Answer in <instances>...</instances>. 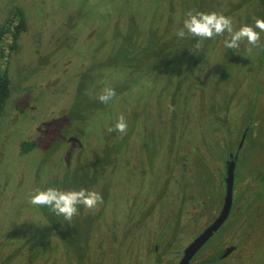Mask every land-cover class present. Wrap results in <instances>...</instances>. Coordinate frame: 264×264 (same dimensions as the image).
<instances>
[{"label":"rangeland","instance_id":"374dc122","mask_svg":"<svg viewBox=\"0 0 264 264\" xmlns=\"http://www.w3.org/2000/svg\"><path fill=\"white\" fill-rule=\"evenodd\" d=\"M189 10L222 13L238 30L264 19V0H0V26L18 13L26 24L4 55L0 264H155L157 245L172 256L192 227L194 174L200 215L210 216L222 157L244 125L228 224L246 216L233 232L253 231L245 263L264 264V33L251 53L246 42L227 49L225 36L179 39ZM105 87L117 93L108 104L98 99ZM120 115L126 134L109 133ZM105 151L113 162L96 173ZM48 187L95 190L103 204L80 206L69 223L28 202Z\"/></svg>","mask_w":264,"mask_h":264},{"label":"flooded vegetation","instance_id":"af4514ba","mask_svg":"<svg viewBox=\"0 0 264 264\" xmlns=\"http://www.w3.org/2000/svg\"><path fill=\"white\" fill-rule=\"evenodd\" d=\"M18 23V19L16 17H11L10 20L7 19L2 22V25L0 26V74L4 72L8 74V62L5 59V54L6 51L10 49L9 45L11 43V34L9 32L8 27H10V30L12 29L13 25H16ZM8 29V30H7ZM3 67L1 66V62H4ZM249 128V125L246 126L244 125L242 128V131L240 133L239 141L238 144L236 145V148L234 151L230 150L231 148H228L225 152V157L223 155L222 157V164H223V169H224V177H223V183H224V190H223V195H222V200L218 206V209H213L212 214L209 216H206V214L201 213L200 215V204L201 201L198 199L196 195V186L197 183L195 181V174L193 177V190H192V195L191 199V207H192V213H191V218H192V227L186 228L188 237L182 242V245L177 246L178 248H174L173 255L172 256H164V251L160 252L159 249L160 247L157 245L155 249L152 247L149 249V252L155 253V258L154 262L155 264H179L184 256V250L187 248V246L195 240L207 227H209L219 216L220 212L222 211L224 201H225V195H226V172H227V166H228V161H232L234 157H236L235 162H234V175H233V183H232V197H231V205L229 212L223 222L218 226V228L213 231L212 233L209 234L208 238L206 241L199 247V249L193 254V256L189 259L187 264H246L245 261L248 258V256H252L253 252L249 249L248 250V242L249 238L253 235V231L249 233L248 235L244 233H235L236 232V226H244L246 224L245 217L246 216H240L239 220L237 223L233 221L231 223L232 225H229L228 223L230 220L233 218V214L239 209V207H234L233 204V199H234V182H235V176H236V169H237V164H238V159L239 156L241 155V149L243 146L244 139L247 134V130ZM109 151H105L104 153H101V155L94 160L93 166L95 168V172L97 173L101 169L104 168V165H108L113 162V159L110 155ZM83 179H84V174H83ZM87 180V178L85 179ZM184 200V198H183ZM187 204L185 206H188V202L186 201ZM183 209V212L178 211V213H181V218L180 220L182 226L184 227V201L180 205ZM200 215V216H199ZM245 215V214H244ZM200 219H206L203 223V225L200 227L199 226V220ZM179 222V220H178ZM85 228V227H84ZM80 229L82 232L83 230L86 231V229ZM224 232L226 234L224 240L218 243V245H215L211 243L213 239L219 234L220 232ZM235 230V232H233ZM80 233V235L82 234ZM85 233V232H84ZM257 236V234H255ZM80 237V236H79ZM186 237V235H185ZM235 237H240V241L238 242L234 241ZM71 236L68 235V242H66L67 245H74L75 240L70 239ZM218 240V238H217ZM210 244H213L211 247V251L204 257V259L201 257L204 248ZM252 246V244H251ZM250 246V247H251ZM69 249H71V246H67ZM249 247V248H250ZM167 251V250H166ZM84 258L86 255H83ZM90 258L92 256H89ZM83 258V259H84ZM81 259V260H83ZM169 259V261H165ZM85 260V259H84ZM99 264V263H96Z\"/></svg>","mask_w":264,"mask_h":264},{"label":"clouds","instance_id":"9594fccd","mask_svg":"<svg viewBox=\"0 0 264 264\" xmlns=\"http://www.w3.org/2000/svg\"><path fill=\"white\" fill-rule=\"evenodd\" d=\"M261 33H264V19L257 18L254 27L243 25L237 30L234 28L233 19L222 13L189 10L183 20V27L176 32V36L179 39H184L186 36L196 37L200 41L225 36L223 43L227 49H237L242 42H246L250 46L247 51L251 53L253 48L261 46ZM197 47H200L199 43ZM115 98L117 93L112 87H105L98 96L103 104H108ZM127 129V120L120 115L114 125L107 128V131L126 134ZM28 202L33 206L46 207L70 223L73 217L79 214L80 206L95 210L103 204V196L95 190L86 188L62 190L57 187H48L46 190H34Z\"/></svg>","mask_w":264,"mask_h":264},{"label":"water","instance_id":"95a60500","mask_svg":"<svg viewBox=\"0 0 264 264\" xmlns=\"http://www.w3.org/2000/svg\"><path fill=\"white\" fill-rule=\"evenodd\" d=\"M235 159L236 157H234L232 161H228L227 172H226V195H225V201L222 211L220 212L218 218L187 246V248L184 250V256L179 264H187L189 259L193 256V254L206 241L209 234L215 231L227 216L231 205Z\"/></svg>","mask_w":264,"mask_h":264},{"label":"trees","instance_id":"16d2710c","mask_svg":"<svg viewBox=\"0 0 264 264\" xmlns=\"http://www.w3.org/2000/svg\"><path fill=\"white\" fill-rule=\"evenodd\" d=\"M18 15L14 16L18 19V23L16 25H13L11 30L10 27H8L12 40L9 45L10 49L14 48L16 39L18 38L20 32L26 27L24 19L22 18V16ZM9 92V77L7 73L3 71V73L0 74V116L2 115L3 107L5 105L6 99L8 98Z\"/></svg>","mask_w":264,"mask_h":264}]
</instances>
